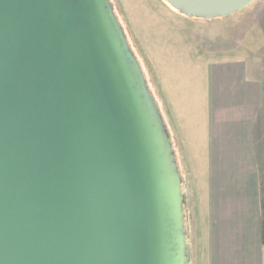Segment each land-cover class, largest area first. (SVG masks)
I'll return each mask as SVG.
<instances>
[{"label": "water", "instance_id": "obj_1", "mask_svg": "<svg viewBox=\"0 0 264 264\" xmlns=\"http://www.w3.org/2000/svg\"><path fill=\"white\" fill-rule=\"evenodd\" d=\"M216 18L253 0H166ZM173 141L112 0H0V264H190Z\"/></svg>", "mask_w": 264, "mask_h": 264}, {"label": "rangeland", "instance_id": "obj_2", "mask_svg": "<svg viewBox=\"0 0 264 264\" xmlns=\"http://www.w3.org/2000/svg\"><path fill=\"white\" fill-rule=\"evenodd\" d=\"M112 2L131 46L141 61L148 84L158 104L160 101L169 109L167 117L159 104L172 141L175 136L179 149L177 154L174 146L186 195L185 219L187 231L189 228L187 237L192 257L190 264H211L208 237L206 241L199 238L203 230L201 228L203 222L206 219L204 228L207 229L210 219L204 188L206 189V167L209 171L211 169L207 159L210 155L208 119L211 108H205L206 96L213 95V87L209 86L212 79L211 68L214 63L233 61H239L247 66L250 78H244L241 69L237 66L235 73L227 72L225 75L227 81L224 88L229 94L239 93L243 105L247 102L243 96L244 89L249 87L254 89V97H256L255 84L264 90V0H253L234 13L216 18L187 16L166 0H112ZM239 62L233 63L242 65ZM231 79H234L233 82ZM222 82H225L224 79ZM165 88L170 91L167 90L168 95ZM169 96H172V99L169 100ZM263 103L261 101V106ZM231 107L232 105L228 109ZM238 120L241 124L240 128L229 131L226 129L225 135L232 138L226 143L225 155L226 157L230 155L232 158L231 152H236L235 160L239 163L241 156L248 154L249 149L256 156L260 153L258 158L262 179L260 188L264 199V144L262 146L260 137L264 135V109L261 108L259 116L252 124V130L256 131L255 139L258 136L260 138L259 143L252 144L253 148L250 147L249 142L240 143L237 140V138L242 139L244 135L250 136L249 132L244 130L246 119L239 115ZM187 141L190 144L189 151L194 153L197 170L200 172L205 170L199 179L200 195L205 209L201 213L195 210L194 201L190 202L195 179L192 174L190 178L187 175L189 173L186 168L187 162L193 158L192 154L188 155L184 147ZM204 159L206 164L203 163ZM201 214L204 221L200 219ZM262 216L264 222V202Z\"/></svg>", "mask_w": 264, "mask_h": 264}, {"label": "crops", "instance_id": "obj_3", "mask_svg": "<svg viewBox=\"0 0 264 264\" xmlns=\"http://www.w3.org/2000/svg\"><path fill=\"white\" fill-rule=\"evenodd\" d=\"M233 62L214 63L211 68L212 79L209 82V86L213 87V95L206 96L205 107L211 108L208 119V128L210 130L208 153L210 155L207 158L211 169L209 171L206 167V189L204 188L206 201L209 206L208 214L210 219L208 228L205 229L206 219L204 221V217L201 214L200 219L204 221V224L201 227L203 230L201 231V235L199 234V238L206 241L208 237L211 264H263L264 222L262 203L264 199L262 198L260 188L262 182L260 177L261 171H259L260 163L258 161L260 153L258 152L259 154L256 156L249 149L248 154L241 156L242 158L239 163L235 160L236 152H231L232 158H230V155L226 157V143L232 137H228L225 134L226 129L229 131L233 128H240L241 124L238 118L239 115H242L246 119L244 130H247L250 136L244 135L242 139L237 138V140L240 143L249 142L251 148H253L252 144L260 142L259 136L255 139L254 134L256 131L252 130V124L256 121V117L259 116L261 108L263 107L264 109V103L261 106V101L264 102V96L262 97L264 90L255 84L256 97H254V89L250 87L244 89L243 96L247 101L245 105L242 104V98L239 93L237 95L229 94L224 88L227 81L225 77L227 72L235 73V67L237 66L238 69H241L240 72L244 78L251 77L248 69H246L247 66H244L241 62L239 63L242 65ZM243 67L244 69H242ZM223 79L225 82H222ZM233 80L231 79V82ZM165 87L169 89L166 84ZM167 88H165L166 94ZM168 99H172V96H169ZM159 104L168 117L169 109L165 108L160 101ZM173 105L175 108V101ZM230 105L232 107L228 109ZM201 111L199 108V112ZM260 137L263 146L264 135L263 137L260 135ZM173 142L177 154H179L175 136H173ZM214 143L215 148H213ZM184 147L188 155H193V158L187 162L190 168L188 169L186 166L189 172L187 175L190 178V174H192L196 182H194V190H192L193 195L190 202L193 203L194 201L196 205L195 210L201 213L205 209L200 195L201 187L199 179L205 173V170H201V172L197 170L198 166L195 165L194 153L189 151L190 144L188 141ZM203 163L206 164L205 159ZM233 169H235L234 172ZM187 180L189 181V179Z\"/></svg>", "mask_w": 264, "mask_h": 264}, {"label": "trees", "instance_id": "obj_4", "mask_svg": "<svg viewBox=\"0 0 264 264\" xmlns=\"http://www.w3.org/2000/svg\"><path fill=\"white\" fill-rule=\"evenodd\" d=\"M185 213H187V208H185ZM194 262V261H193Z\"/></svg>", "mask_w": 264, "mask_h": 264}]
</instances>
